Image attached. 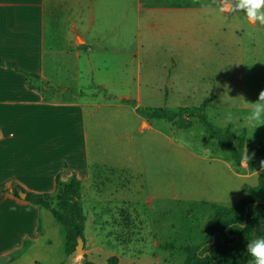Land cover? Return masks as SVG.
Wrapping results in <instances>:
<instances>
[{"label":"rangeland","instance_id":"rangeland-1","mask_svg":"<svg viewBox=\"0 0 264 264\" xmlns=\"http://www.w3.org/2000/svg\"><path fill=\"white\" fill-rule=\"evenodd\" d=\"M153 6L160 9H148ZM191 6L198 11L184 9ZM220 7V0H146L142 78L138 81L133 70L111 87L141 100L116 106L117 97L98 91L85 102L89 146L99 153L106 176L112 164L124 169L123 178L114 174L134 192L126 195L139 205L129 209L134 222L119 216L94 228L87 220L82 253L67 255L63 227L44 210L40 236L29 251L32 241L8 256L24 255L15 264H83V259L106 264L110 256L117 264H181L178 246L200 240L209 205H232L243 196L242 185H256L257 175L235 165L197 118L191 127L178 128L146 116L145 128L136 114L194 110L209 100L205 113L212 124L264 143V125L253 129L245 118L264 90V27L250 23L243 12L223 13ZM78 85L93 90L89 82Z\"/></svg>","mask_w":264,"mask_h":264},{"label":"crops","instance_id":"crops-1","mask_svg":"<svg viewBox=\"0 0 264 264\" xmlns=\"http://www.w3.org/2000/svg\"><path fill=\"white\" fill-rule=\"evenodd\" d=\"M0 58L38 76L29 87L24 73L0 66V259L24 239L32 241L29 251L40 236L37 223L47 209L28 202L26 193H53L57 175L62 183L73 175L79 180L85 221L94 228L119 216L134 222L129 209L139 205L126 199L134 192L116 180L124 169L112 164L106 176L99 153L89 146L85 102L98 91L117 97L116 106L141 100L111 87L133 70L138 81L142 78L146 0H0ZM82 82L93 90L80 87ZM143 110L134 112L146 128ZM239 166L258 174L244 160ZM23 256L1 264H15Z\"/></svg>","mask_w":264,"mask_h":264},{"label":"trees","instance_id":"trees-1","mask_svg":"<svg viewBox=\"0 0 264 264\" xmlns=\"http://www.w3.org/2000/svg\"><path fill=\"white\" fill-rule=\"evenodd\" d=\"M0 66L24 73L29 87L32 78H38L33 73L20 70L16 63L11 61L0 58ZM208 102L209 100H205L194 110L160 108L154 111H142L149 119L172 122L178 128L191 127L193 118H197L206 133L217 142L218 146L228 152L235 165H240L244 160L250 171H258L256 185H242L244 194L235 203L228 206L217 203L209 205L210 214L203 227L199 229L200 240L178 246L184 253L181 264H247L248 262L253 264L251 256L246 251V245L256 238L264 237V167H261V161H264V143L258 138H248L245 131L236 134L231 130V126L218 127L212 124L205 113ZM244 154L252 158L246 161ZM55 186L53 193L27 192L26 200L50 211L53 218L63 227L64 252L71 255L75 252L78 236H81L85 242L86 217L80 203L79 180L73 175L68 182L62 183L57 175ZM13 192L17 195L15 189ZM241 224L247 227L241 228ZM36 230L38 232L41 230L39 220ZM29 242L24 240L23 244L27 245ZM173 246L174 244H169V247ZM17 256L13 254L6 259H0V264ZM82 262L95 264L87 259H83ZM117 263L118 258L110 256L106 264Z\"/></svg>","mask_w":264,"mask_h":264},{"label":"clouds","instance_id":"clouds-1","mask_svg":"<svg viewBox=\"0 0 264 264\" xmlns=\"http://www.w3.org/2000/svg\"><path fill=\"white\" fill-rule=\"evenodd\" d=\"M220 6L221 11L243 12L250 23L258 22L260 25H264V0H229L227 7L223 0H220ZM245 118L253 129L264 125V90L259 92L257 101L250 103V110ZM251 158L250 155L244 154L246 161ZM261 167H264V161H261ZM240 227L247 226L241 224ZM246 251L251 256L253 264H264V237L248 242Z\"/></svg>","mask_w":264,"mask_h":264},{"label":"water","instance_id":"water-1","mask_svg":"<svg viewBox=\"0 0 264 264\" xmlns=\"http://www.w3.org/2000/svg\"><path fill=\"white\" fill-rule=\"evenodd\" d=\"M225 7H227L229 4L228 3H224ZM18 194L20 196H25V194L22 192V191H19ZM83 245H84V240L81 236H78L77 237V243H76V246H75V251L76 253H79L81 254L82 253V250H83Z\"/></svg>","mask_w":264,"mask_h":264}]
</instances>
